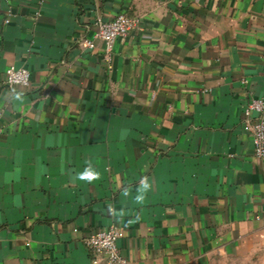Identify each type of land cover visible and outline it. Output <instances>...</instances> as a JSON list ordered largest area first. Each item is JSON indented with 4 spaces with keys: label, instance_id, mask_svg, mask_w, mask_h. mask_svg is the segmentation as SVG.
<instances>
[{
    "label": "crops",
    "instance_id": "obj_1",
    "mask_svg": "<svg viewBox=\"0 0 264 264\" xmlns=\"http://www.w3.org/2000/svg\"><path fill=\"white\" fill-rule=\"evenodd\" d=\"M118 13L141 29L106 60ZM250 98L264 0H0V264H93L110 225L130 264H264Z\"/></svg>",
    "mask_w": 264,
    "mask_h": 264
},
{
    "label": "built area",
    "instance_id": "obj_2",
    "mask_svg": "<svg viewBox=\"0 0 264 264\" xmlns=\"http://www.w3.org/2000/svg\"><path fill=\"white\" fill-rule=\"evenodd\" d=\"M43 0H36L40 4ZM38 15V11L36 12ZM141 29L140 19L137 16H128L118 13L113 18L96 22V31L93 38H98L104 44V57L109 60L113 51L114 42L118 38H126L131 32ZM88 48L94 47L92 39H85ZM30 72L23 67L10 66L5 71L4 84L13 86H28ZM243 128L251 137L253 154L257 158H264V100L262 98H250L243 108ZM121 236L116 225H110L102 230L88 233L84 239V245L92 255V263H98L99 258L109 264H130L121 254L118 240ZM262 246L264 248V226L262 228Z\"/></svg>",
    "mask_w": 264,
    "mask_h": 264
}]
</instances>
